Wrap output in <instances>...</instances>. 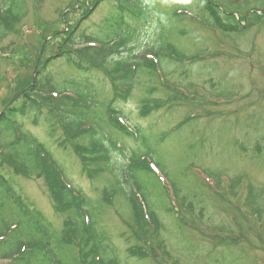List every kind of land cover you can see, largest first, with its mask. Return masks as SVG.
<instances>
[{"label":"rangeland","instance_id":"obj_1","mask_svg":"<svg viewBox=\"0 0 264 264\" xmlns=\"http://www.w3.org/2000/svg\"><path fill=\"white\" fill-rule=\"evenodd\" d=\"M84 1L92 4L90 0H45L38 6L35 0H24L21 23L0 42V111L19 109V98L27 90L18 94L34 79L43 84L47 79L60 82L85 77L97 85L103 100L99 103L105 105L112 99L111 84L99 70L81 76L66 65L65 58H57L39 75L36 72L42 68L40 63L59 52L68 27L79 24L72 38L77 42L80 34H95L98 24L112 12L114 0H104L80 22L86 11ZM145 1L149 10L156 11L151 12L154 24L159 23L163 35L157 59L162 76L153 79L151 86L143 75L131 96L112 106L130 128L131 133L123 137L126 146L140 155L148 153V160L165 180L134 176L140 196L163 223L158 234L142 240L147 246L132 230L134 215L121 195L130 190L129 182L123 183L129 181V174L118 173L117 168L125 160L116 153L110 155L115 177L107 173L104 163L90 161L88 156L85 164L81 160L85 155L79 151L88 148L87 139L78 142L59 121L49 124L29 112L19 113L17 124L54 156L73 188L85 196L92 206L87 210L91 222H95L90 233L101 236L97 233L102 229L121 264H264V11H257L264 9V0H212L239 14L249 12L237 24L242 30L236 33L218 31L198 0ZM231 19L221 15L224 25L235 26ZM154 26L139 35L142 42L155 38ZM46 30L59 35L46 39L48 47L43 52L45 42L40 36ZM169 46L172 51L167 50ZM173 96L185 98V102L173 101ZM147 105L151 108L144 115ZM97 112L98 119L103 115L107 120L103 110ZM105 130L106 135L116 132L110 126ZM10 139L0 132V154L6 152ZM56 142L65 145L58 148ZM0 159V172L11 179L15 195L38 212L46 225L45 251L34 250V254L31 250L32 256L22 264H47V259L75 264L72 258L81 240V222H76L77 233L67 235L70 243L63 244V223L75 221V214L55 213L42 178L17 174L5 162L7 158ZM165 188L171 192L166 194ZM104 195L111 200L105 201ZM10 207L5 205L3 216L10 215L11 225L17 226L16 213ZM24 230L21 223L11 235ZM39 240L37 235L32 238ZM134 244L143 251L141 258H128L126 251ZM103 246L99 253L114 255L108 244ZM0 264L16 263L5 259Z\"/></svg>","mask_w":264,"mask_h":264},{"label":"trees","instance_id":"obj_2","mask_svg":"<svg viewBox=\"0 0 264 264\" xmlns=\"http://www.w3.org/2000/svg\"><path fill=\"white\" fill-rule=\"evenodd\" d=\"M35 1L38 6H41L45 0ZM90 1H92V4L84 1L86 11L80 22L88 19L91 9L97 7L104 0ZM198 1L205 13L211 17L214 27L221 33L241 31L242 29L238 28L237 24L244 22L249 15V12L243 14L233 12L227 7H223L224 5L214 4L212 0ZM260 10L257 9V11ZM263 11L264 9L261 12ZM151 12L152 10L148 9L145 0H114L112 12L98 24V31L95 34L90 36L80 34L76 40L77 42H75L72 41V38L78 31L79 24L74 28L68 27L65 30L61 46L58 47L59 52L46 62L40 63L42 68L36 69L37 75H39L41 69H44L45 66L54 62L57 58H65L66 65L81 76L99 70L112 88V99L107 100L105 105L99 103L103 101L99 98V89L88 78L63 79L60 82H52V80L47 79L43 84L35 82L34 79L30 84L25 83L24 88L20 90L18 95L24 90H27V92L19 98L22 100L19 109L10 108L6 105L7 108L5 107L6 109L0 111V132L4 136L11 137L6 142V152L0 154V158L2 156L7 158L5 162L10 166H14L13 171L17 174L25 177L42 178L49 192L55 213H70L71 215L73 212L77 217L75 221L63 223L64 230L66 229L62 232L63 244L70 243L66 238L67 235L77 233L79 226L76 222H81V240L76 243L75 256L72 258L75 264H121V262L118 261L115 251L110 247V243L106 239L107 235L102 229L97 233H101V236L93 232L90 233L94 229L95 222H91V216L87 210L92 206H90L85 196L73 188L63 168L54 156L41 143L32 138L28 132L22 130L21 126L17 124V116L19 113L25 115L29 112H35V118H43L44 122L49 124L55 120L59 121L64 126L65 132L77 139L78 142L87 139L88 148L79 151L80 154L85 155V160L83 158L81 160L86 164L88 156L90 161L104 163L105 170L108 169L109 172L107 173L109 174L114 175L110 162L112 153H116L125 160L126 162L118 165L117 168L118 173L122 171V174H126V172L129 174V181L123 183L129 182L130 190L129 192L124 191L121 195L127 200L134 215L135 228L132 230L136 232L139 242L147 246L148 244L143 243L146 242L145 239H151L155 234H158L163 223L151 211L146 199L140 196L141 190L139 183L135 181V177L138 178L140 174H145L146 176L158 178L161 182L162 179L157 168L148 160V153H146L148 157L140 155L136 150L134 151L126 146L123 137L129 135L131 131H129L130 128L127 124L119 118L112 104L117 100L126 101L134 91L137 82L144 79L143 75H146L145 78L151 82V86H154L153 79L162 76L157 59L160 58V52L163 48V46H159L163 35L158 31L159 23L154 24L152 13H156V11ZM24 13V0L0 1V42L10 32L15 31L23 19ZM234 14L236 17H234ZM221 15L232 18L231 20L235 21L236 25H224ZM151 26L152 28L154 26V29L157 30L155 38L148 42H142L140 37L143 36L144 30ZM41 34L40 38L43 43L45 42L42 47L44 52L48 47L46 39L57 38L59 34L56 31L47 30ZM167 50L172 51L171 46ZM28 52L34 53V50L29 49ZM147 94L151 93L147 92ZM35 95L43 98L35 99ZM171 99L185 102V98L179 99L173 96ZM151 101L148 100V102ZM146 104L152 105V103ZM43 107H45V112ZM94 107L97 108L94 109ZM149 107L151 108L147 105L143 108L144 115L149 113ZM98 109L105 112L107 120L102 118L103 115L101 119L96 117ZM96 119L101 122V126L96 123ZM106 126H110L116 132L106 135V130L104 131ZM117 132L121 133L120 138L119 135L117 136ZM56 145L58 148H63L65 144L56 142ZM2 164H0V168ZM86 172L92 180L94 176L88 171L87 167ZM114 176L116 177V175ZM11 185V179L6 178L0 172V260L9 259L16 264H22L25 259L32 256L30 255L31 250L33 253L34 250L45 251L46 225L44 226L43 218L38 212L30 209L20 196L15 195ZM169 191L170 188H165L166 194H169ZM104 198L105 201L111 200L107 195H104ZM6 204L11 205V211L13 210L14 214L16 213L17 226L11 225L12 217L10 215L3 216L2 210ZM21 223L25 226L24 233L11 235V232L15 233ZM150 225H152L151 229L148 228ZM35 235L42 240L32 241ZM46 240L48 239L46 238ZM104 243L108 244V249L113 251L114 255L99 253L104 247ZM90 244H93V246L90 247ZM126 253L128 258L136 259L144 255L141 248L136 247V245L129 247ZM47 260L49 261H46L47 264H62L60 260L55 262H51L50 259Z\"/></svg>","mask_w":264,"mask_h":264}]
</instances>
